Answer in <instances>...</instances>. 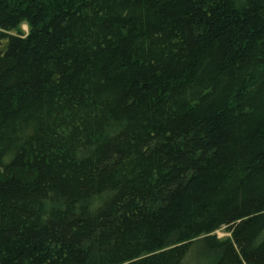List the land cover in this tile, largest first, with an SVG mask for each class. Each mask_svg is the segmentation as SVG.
<instances>
[{
	"label": "trees",
	"instance_id": "1",
	"mask_svg": "<svg viewBox=\"0 0 264 264\" xmlns=\"http://www.w3.org/2000/svg\"><path fill=\"white\" fill-rule=\"evenodd\" d=\"M0 264H264V0H0Z\"/></svg>",
	"mask_w": 264,
	"mask_h": 264
},
{
	"label": "rangeland",
	"instance_id": "2",
	"mask_svg": "<svg viewBox=\"0 0 264 264\" xmlns=\"http://www.w3.org/2000/svg\"><path fill=\"white\" fill-rule=\"evenodd\" d=\"M22 28H23L24 30H26V26H25V25H23ZM215 234H216V236H217L218 238H226V237L229 236L228 233H227L223 228L217 230Z\"/></svg>",
	"mask_w": 264,
	"mask_h": 264
}]
</instances>
